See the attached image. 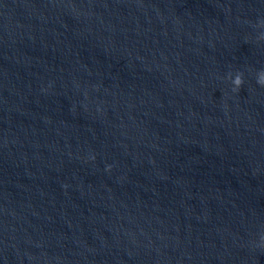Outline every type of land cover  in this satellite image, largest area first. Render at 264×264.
<instances>
[{
	"label": "water",
	"instance_id": "water-1",
	"mask_svg": "<svg viewBox=\"0 0 264 264\" xmlns=\"http://www.w3.org/2000/svg\"><path fill=\"white\" fill-rule=\"evenodd\" d=\"M261 71L264 0H0V264H264Z\"/></svg>",
	"mask_w": 264,
	"mask_h": 264
},
{
	"label": "clouds",
	"instance_id": "clouds-1",
	"mask_svg": "<svg viewBox=\"0 0 264 264\" xmlns=\"http://www.w3.org/2000/svg\"><path fill=\"white\" fill-rule=\"evenodd\" d=\"M232 83H233V91H237L240 88L241 84L243 83L242 74L238 72L235 78L233 79ZM257 84H259L260 86H264V77L257 78Z\"/></svg>",
	"mask_w": 264,
	"mask_h": 264
}]
</instances>
